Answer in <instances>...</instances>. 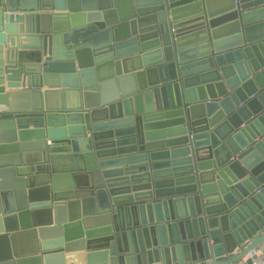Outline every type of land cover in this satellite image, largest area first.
<instances>
[{
  "label": "water",
  "instance_id": "water-1",
  "mask_svg": "<svg viewBox=\"0 0 264 264\" xmlns=\"http://www.w3.org/2000/svg\"><path fill=\"white\" fill-rule=\"evenodd\" d=\"M259 248L264 0H0V264Z\"/></svg>",
  "mask_w": 264,
  "mask_h": 264
},
{
  "label": "crops",
  "instance_id": "crops-1",
  "mask_svg": "<svg viewBox=\"0 0 264 264\" xmlns=\"http://www.w3.org/2000/svg\"><path fill=\"white\" fill-rule=\"evenodd\" d=\"M32 141V140H31ZM79 257V262L80 264H87V257L85 252H78ZM77 253H68L67 258H68V264H72L73 260L76 259ZM77 260V259H76Z\"/></svg>",
  "mask_w": 264,
  "mask_h": 264
},
{
  "label": "built area",
  "instance_id": "built-area-1",
  "mask_svg": "<svg viewBox=\"0 0 264 264\" xmlns=\"http://www.w3.org/2000/svg\"><path fill=\"white\" fill-rule=\"evenodd\" d=\"M256 256L254 257V264H264V249H257L254 251Z\"/></svg>",
  "mask_w": 264,
  "mask_h": 264
}]
</instances>
